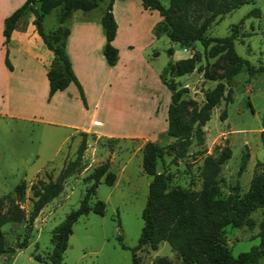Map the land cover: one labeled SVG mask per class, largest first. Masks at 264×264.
Returning <instances> with one entry per match:
<instances>
[{"label": "rangeland", "instance_id": "1", "mask_svg": "<svg viewBox=\"0 0 264 264\" xmlns=\"http://www.w3.org/2000/svg\"><path fill=\"white\" fill-rule=\"evenodd\" d=\"M160 1L165 5L169 2ZM105 6L106 0H103L89 11L76 12L98 15ZM255 6L260 8V16L246 17V13ZM59 10L56 7L44 16L45 30H53L59 24ZM242 18L243 24L237 26L240 35H245L243 39L235 40V49L256 67L264 65V0L246 2L229 13L217 16L209 25L207 34L227 35L232 24ZM64 25H68V21ZM157 47L161 58L167 62L168 45L159 40ZM187 47L191 55L195 53L198 57L196 67L173 77L177 87L186 86L182 91V98L186 101L182 108L185 120L190 119L193 104L201 105L206 93L219 81L225 84L224 95L229 92L233 96L231 101L222 97L212 108L210 118L202 125L203 139L198 141L193 137L192 143L181 154L176 137L167 133V127L160 129L152 138L120 139L87 135V147L80 167L66 179L63 190L40 210L33 222L28 245L15 252L0 253V264H46L35 256L48 258L53 246V228L79 205L86 187L93 181L87 176L106 160L109 161L107 171L115 175L114 181L112 184L105 183L104 174L89 198L91 206H98V201L102 200L104 213L90 210L74 221L63 261L65 264H132L131 248L138 243L143 225L142 210L152 179V175L142 168L143 146L148 139L157 141L164 150L163 160L157 161V171H164L171 184L185 188L201 187L200 170L207 154L218 155L230 148L231 155L221 165L218 174L221 195L245 194L252 175L261 169L256 161L264 162V144L260 138L264 114V70L251 77L246 70H241L232 82H227L223 76L228 65L225 51L216 50L210 55L200 41H194ZM205 67L211 77L204 76ZM223 110L225 115L222 117ZM63 129L45 128L44 124L32 121L0 117V196L6 201H16L25 212L21 221H8L2 225L10 246H15L25 234L32 208L31 183L38 177L47 180L48 174L55 178L63 164L76 154L78 144L71 140L57 149L64 134ZM246 153L248 158L242 170L240 163L242 155ZM156 215L161 216L160 211ZM251 215L256 220L253 228L246 224H227L224 228L227 243L234 255L260 242L257 232L262 211L259 208ZM119 236L127 248L122 247ZM135 253L140 264H152L158 256H164L173 263L181 260L166 240L159 241L155 246L143 243ZM252 264H264V254Z\"/></svg>", "mask_w": 264, "mask_h": 264}, {"label": "trees", "instance_id": "2", "mask_svg": "<svg viewBox=\"0 0 264 264\" xmlns=\"http://www.w3.org/2000/svg\"><path fill=\"white\" fill-rule=\"evenodd\" d=\"M103 0H25L4 18V44L6 45L5 62L8 67L11 63L8 58L7 44L10 39L16 18L22 9L28 4L34 14L33 23L44 42L53 52V57L47 70L49 80V97L58 89H64L68 81L72 80L78 87L80 97L87 106L83 87L74 73L71 60L66 52V38L69 26L64 25L76 9L84 11L96 7ZM114 0H106V6L101 16V24L106 36L102 52L106 61L114 65L118 60V47L113 44L117 31V21L114 17L112 4ZM254 0H169L164 5L160 0H142L143 5L156 8L163 16L162 20L154 26V32H165L171 40L179 42L183 46L200 41L205 51L213 55L216 50L225 51L228 65L225 74L227 82H232L234 76L241 70H246L254 75L264 70V65L256 67L249 59L239 55L235 49V39L240 35L238 23L232 24L231 31L224 36L207 34L209 25L217 16H221ZM59 7V24L55 29L47 31L43 26V18L54 8ZM260 8L255 6L246 13L260 16ZM245 35V33H243ZM173 46L167 48L169 59L160 72L162 81L171 91V98L167 108V133L176 137L184 154L193 137L198 141L203 139L202 125L210 118L212 108L219 103L222 97L231 100L232 96L227 92L224 95L225 84L219 81L217 85L206 93V99L201 105L193 104L189 120H185L182 108L186 102L182 98V91L186 86L177 87L174 76L192 71L196 67L198 57L195 53L191 56L173 59ZM207 65V62H206ZM68 73V76L65 75ZM204 76L211 77L207 67L203 71ZM170 76V77H168ZM248 77V79H249ZM225 115V110L221 116ZM81 140L77 146L76 154L68 159L60 168L56 177L48 174V179L38 177L30 185L32 190V208L29 212L25 234L15 246L7 244L2 225L8 221H21L24 209L13 200L6 201L0 196V253L15 252L17 249L28 245L29 235L33 222L40 210L52 198L58 195L64 188L66 179L72 175L81 165L84 150L87 147V132L81 131ZM260 138L264 144V114ZM164 150L155 140H146L143 146L142 168L152 179L148 185L146 204L142 210L143 225L138 238V243L131 248L132 264H140L136 250L143 243L155 246L159 241L166 240L180 255L181 260L173 263L164 256H158L152 264H252L257 262L264 254V162L257 160L261 166L252 175L248 189L243 196L232 194L222 196L218 184V174L221 165L231 155V149L226 148L218 155L207 154L201 166V187L185 188L179 184L173 185L164 171H157L158 159L163 160ZM248 154L242 155L240 168H245ZM109 161L97 165L94 171L87 177L93 178L91 184L86 187L84 196L79 205L71 209L65 218L53 228V246L47 259L39 255L35 258L46 264H65L63 253L68 245V238L72 232V225L82 214L93 210L99 214L104 213V202L98 201V206H91L89 198L97 187L101 177L105 175L104 182L112 184L114 173L108 172ZM20 186V185H19ZM18 186V187H19ZM261 209L262 218L258 222L257 235L260 242L250 249L240 251L234 255L229 247L224 228L227 224H246L253 228L256 224L251 212ZM161 213L157 216L156 213ZM122 247L127 248L119 236Z\"/></svg>", "mask_w": 264, "mask_h": 264}, {"label": "crops", "instance_id": "3", "mask_svg": "<svg viewBox=\"0 0 264 264\" xmlns=\"http://www.w3.org/2000/svg\"><path fill=\"white\" fill-rule=\"evenodd\" d=\"M24 1L0 0V117L64 128L57 149L70 140L79 144L81 131L88 136L152 138L167 127L171 91L160 77L167 62L161 58L157 42L163 40L168 47L173 46L175 60L190 56L191 50L165 32H154L163 17L158 9L145 7L142 0L113 1L117 31L112 42L118 47L114 65L107 63L102 52L106 41L101 24L103 12H72L65 48L83 87L85 106L72 80L49 97L47 70L53 52L36 29L29 4L14 23L7 44L12 66H7L4 18Z\"/></svg>", "mask_w": 264, "mask_h": 264}]
</instances>
